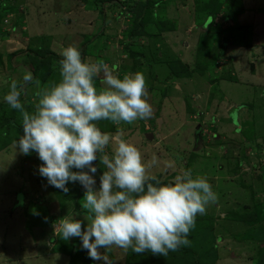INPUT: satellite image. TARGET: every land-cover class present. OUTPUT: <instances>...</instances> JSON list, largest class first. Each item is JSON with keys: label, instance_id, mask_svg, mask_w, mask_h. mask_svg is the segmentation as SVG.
Listing matches in <instances>:
<instances>
[{"label": "rangeland", "instance_id": "obj_1", "mask_svg": "<svg viewBox=\"0 0 264 264\" xmlns=\"http://www.w3.org/2000/svg\"><path fill=\"white\" fill-rule=\"evenodd\" d=\"M29 1L31 0H17L15 2H13V0H0V11L3 2L7 4L10 2L13 6L12 19L9 18L11 20L7 23L4 21L5 16H3V12L0 13V55L3 56L2 60H4L3 62L5 63V65L0 66V103L3 102L8 106V108L11 107L4 101L3 97L10 90L11 81L15 79L19 86L23 84V75L26 72L32 71L29 59L23 58L24 54L21 53L28 46L30 48H48L50 44V41L47 38L39 36L43 35L45 30L49 31V24L39 25L40 22L36 23L37 26L43 27L45 29L43 31L41 28L42 32L40 31V33H38L39 28H37V26L33 31H30L27 26L28 22L25 20V11L26 2ZM106 1L107 0H105V2ZM145 1L146 0H109L106 3H102L101 0H91V2H93V6H98L100 11H106L105 13L107 16V21H102L98 24V26L99 28H102L105 24L107 29L109 28V25L112 26L113 33L111 32V37H108L107 40H109V42H115L114 46L116 44H123L125 42L124 33L127 30H131V25H133L132 21L134 16L128 11H123L120 13L122 6L134 7L140 5V8L143 9ZM149 1H151L152 4L156 3V5L153 6L155 8L152 6L149 8L152 9L151 13L153 16L169 19L175 28L179 18L180 21L183 22V25H180L183 32V30L188 28V25L191 24V30L192 24L197 23V20L201 17L197 11H202L198 10L200 5L203 7L209 0H163V2L158 6L157 1L159 0ZM216 1H218L222 7L221 14L215 17L213 24H210L212 22L210 19L204 28L208 29L207 27L210 24V27L212 26V28H220L222 30V35L218 46H212L210 43V47L212 46L211 49L213 50L206 58L204 63L207 62V67L216 65L215 71L210 74L213 79H215V76L224 77L228 75L230 78L239 81L240 79L244 78V70H246L247 73H256L255 75H257V77L250 80V83L253 84H236L233 82H221L220 80L218 81V85L210 84L209 75H205L204 77L198 74L196 75L200 76L201 78L197 79L196 82H179L181 83L180 86H182V93L179 94L177 99H175L173 95H170L169 99L171 102L174 101V103L177 105V108L180 110L182 107L181 105L189 104V110L191 112H185V116L183 115L185 120H187V125L185 123V129L180 130V133H178L179 136L174 138H168L170 135L175 134L174 130L170 131L171 128H169L158 132V136L155 138L156 141H153V138L149 139V141L146 139V134L153 132V130H155V126H161L158 125V114L157 119H155L156 125L151 122L149 123L148 129H146L143 121H140V125L137 126L136 129L129 128L130 124L127 123H121L119 126L107 120H103V123L104 126L108 125L109 127L113 126V128H116L114 131H109L106 129L113 135L116 134L118 129L122 130L123 138L136 145V147L141 151L146 164L152 160L153 156L156 157L157 162L148 170V175L154 176L156 180L172 181L174 177L181 172V170H191L194 176L202 175L207 178L210 184H213V190L217 194L216 202L207 206L206 214L197 215L204 218L210 217V220L212 218L213 222L208 225L206 223L201 224L200 227H196L195 229L191 230V233L194 235V237H196L197 233L198 236L202 235V239H198L199 243L197 240L194 241V250L200 252L201 248L203 249V247L205 249L211 248L212 252L216 254L217 257L215 264H256L257 258L259 257L257 256L259 254V249L264 248V243L259 242L257 239L251 237L252 234L255 233L252 229L264 225V0ZM18 2L19 8L17 6ZM230 3H235L237 7H240L243 10L242 12L238 13L235 18H231L227 13H225L226 6H228ZM19 10L24 14V16L19 12ZM222 13L226 14V19L229 21H224V19H222ZM52 14H54V11ZM119 14V23L122 25H119V29L123 31L121 33V39L117 37L115 32V28L118 26L115 24V18H113L114 20H110V17H116V15ZM35 18L42 17L36 16ZM102 18L103 14L99 15V19L102 20ZM150 20L151 19H149V21ZM158 20V22L164 21V27H167L168 23L166 24L165 20ZM152 21H150L151 23H147V31H151V29L158 30L159 27L156 26L157 24L152 23ZM248 24L254 27L253 31H251L250 35L248 34V36L244 32V40L240 41L238 37H241L243 34L238 35L234 28L238 26H247ZM66 28H68L69 31ZM60 30L61 37L70 35V32L73 33L72 25L69 26L68 23L64 22ZM194 32L197 34V37H199L200 28L198 25H196ZM36 35L37 37H33L29 40L31 36ZM194 38L195 37H192V35L185 36L178 34L177 44H174L175 37H162V44L164 45L160 46V48H152L147 44L144 46V48H141V46L136 47L134 45L132 50L142 51L140 60L143 58V56L144 60L149 58L151 59L153 56L152 53H156L155 51L161 52V56L165 57V59L169 57H177L178 54V58H180L183 63L187 65V67L193 68L195 65V49L190 51V48L188 47L181 53H179V51L183 48L182 44L184 42L190 45ZM89 39H92V36L89 38L86 36L85 43L82 45V47L84 46V49H86L87 53H89L87 56L90 57L84 62L93 63L92 59L95 60L94 56L97 54L98 55L96 57L103 56L106 58H111L110 52H99L103 45L100 40L94 44H88L86 41H89ZM236 40L239 41L236 42ZM151 41L155 42V40ZM228 42L242 46H245L246 44L251 45L252 42L253 46L256 48H251L250 53L246 54L245 58L243 56L238 57L239 60L234 64L232 58L234 56L232 55V57L224 56L222 59H217L214 55L215 51L219 48H225L226 50V48H228L231 44ZM67 44L68 42H65V46H67ZM105 44L107 43L105 42ZM172 48L175 49V53ZM168 49H170L173 54H170ZM124 51L126 52L125 49ZM60 52L61 51H57L54 53L61 57ZM11 54L15 55L11 56L9 59L8 56ZM123 55H125L124 60H126V64H129L131 59L129 58L128 54L124 53ZM138 57L139 56L137 55L134 60H137ZM118 58H120V56ZM10 61L11 64L7 65V63ZM166 66H161L164 72H166ZM156 69L160 68L157 66ZM148 70L149 69H147L146 72H148ZM143 71V75H147L145 70ZM234 71H237L238 73L232 75ZM8 76H10L9 80L7 79ZM97 77L99 79V84L97 87L99 88L101 87L100 81L102 79V73ZM160 79L164 80V78L161 76ZM225 80L229 81L227 78ZM175 83L177 84L178 82ZM183 84L186 86V90H189V92L184 90ZM192 84L196 85L197 87L192 88ZM152 85L157 86L156 82L152 83V80L151 82H148L146 79V87L148 89L147 91H150V93L155 98L154 104L156 105V100L159 97V104H161L164 99V94L162 93L163 90L160 91V88L157 89L158 87H154V91H151L149 88ZM172 85L173 86H171L170 90H176L174 82ZM191 90L201 96V109L194 107L191 108L190 99L194 97L191 95ZM36 91L37 88L35 84L28 83L24 85L21 92V103L30 113L34 111V105L36 102H38V98L35 96ZM220 101H229L231 103H229L230 105L234 104V110L231 111L229 118H235L233 125L237 128L236 133L244 131V139L248 138V141L244 140L239 142L237 140L238 137L237 139L233 140L231 137L225 135L226 133L223 134V138H225L224 140L217 137L216 131L218 133L220 129L224 130L226 127H228L226 126V122L229 123L228 116L226 118L227 120H222V118L218 117L219 109L217 105L220 106L221 110L224 108L222 107L223 105L220 103ZM230 105H227L224 110H228L229 107H231ZM244 107L247 108L248 115L246 119H243L241 122L238 121L237 124L236 116L238 110L239 108ZM170 111L175 113L174 110ZM193 111L198 112H194V114ZM158 112H160V109H158ZM17 120L19 122V128L16 129L9 137H5L9 139L8 141L1 140L3 143L2 145L0 144V149L5 148V150L0 152V164L6 167L9 165V161L7 160L14 158L16 159L15 162L17 163V160L23 159L24 157L27 158V162H30V167H25V169L23 168L21 171L23 172L22 177L24 176V178L29 180L28 182L26 180L25 183H29L32 190L30 193H28L30 202L28 203L27 200H24V191L21 188L17 189V186L15 187V184H12L10 178H0V185H2L0 186V203L2 205H0V207L4 208V202H6V199L13 201L14 206L16 205V207L22 208L24 204L25 210L30 204H32V202H35L36 204L43 203L42 206L46 207L48 210L47 212L49 216L47 221H50V223L53 222V231H50L47 234V239L44 240L43 237L41 244L38 243L37 245L34 244L32 246L33 248H36V254L34 253V256L38 257L32 258V263L29 262L30 260L26 258L30 257L26 255V253L28 254L31 251V246L27 244L29 239L26 235L27 231L29 232V235L34 232V224L35 222H39L41 214L36 210L32 211L30 208L31 212L29 214V218L26 215H23V220L21 219L22 221L17 220V222H13L15 226L19 224L25 226L27 231H21L17 229L18 239H15L16 243L13 242L11 245L8 243V245L5 244V246L0 243V258H3H1L0 264H70L71 259L68 251L71 250L72 246L75 248V251H79L80 254L76 261L71 264H104L103 261H94L89 258L88 252L82 248V241L79 238H71L68 241H64L60 239L59 236L55 235V223L67 214L75 219L83 221L82 229L86 230L87 221L84 219V217L87 215V212L81 208V201L84 197L85 189L79 182H69L66 185L68 188V196L76 198L74 203L71 200L62 201L56 196V188L50 186L47 182V179L39 174V166L42 162L39 160L37 153L33 151L29 155H23L14 145V141H17L19 137L23 135L22 116L20 112L18 114ZM177 122L176 123L178 127L181 121L178 120ZM169 126L170 124L167 127ZM2 132L3 129L1 128L0 134ZM180 135H186L187 138H192V141L190 140L191 145L187 148H184L183 151H178L175 149L177 145L186 143L184 137ZM258 137L261 141L260 148L259 146L254 147L253 145V138L256 139ZM142 142L144 143V148L142 147ZM173 144L175 145L172 146ZM106 153L111 155V145L106 149ZM216 158H222L221 165L217 163L218 161L215 160ZM5 163H7V165ZM94 166H96L98 169L95 174H92L93 178L96 180L95 188L98 190L100 186V176L103 174L105 169L103 168V165L99 164V160L94 162ZM72 171L79 170L73 168ZM85 171H87V169H85ZM214 177H217V180H214ZM36 180L38 185L35 184ZM75 203L78 204L77 208L75 207ZM255 204H257V206L259 205L258 209L257 207H254ZM32 207H34V204ZM0 212L2 213L1 210ZM231 212L237 215H243V213L246 212H255V216L257 217L258 221L253 225H246L244 222L240 221L241 219H239L237 215L236 217L238 218H233ZM42 214L45 220L47 215L46 213ZM24 216H26L28 220L24 219ZM47 221L43 223L41 229L42 227L47 226ZM2 226H4V224ZM2 226L0 223V230L2 229L0 231V235L5 237V239H8L12 233H15V228H10L12 226L8 225L10 227H7V229H3ZM205 227H207V229H202ZM37 229H40V227H37L36 230ZM203 235L205 239L203 238ZM201 240H203V246H200ZM37 241L39 242V239ZM3 246L5 248L4 251L2 249ZM55 248L57 249V252L53 251ZM100 251L107 256L108 264H126L127 258L129 257V250L125 251L115 246L107 250L100 249Z\"/></svg>", "mask_w": 264, "mask_h": 264}, {"label": "clouds", "instance_id": "obj_2", "mask_svg": "<svg viewBox=\"0 0 264 264\" xmlns=\"http://www.w3.org/2000/svg\"><path fill=\"white\" fill-rule=\"evenodd\" d=\"M60 56L57 82L41 87L40 81L26 72L23 84L18 86L13 79L3 97L22 116L23 135L14 141L19 152L37 153L42 162L39 174L50 186L67 193L69 182H79L85 189L81 208L87 212L86 230L83 221L67 214L55 223V235L64 241L79 238L89 258L104 264L108 258L100 249L115 246L166 257L187 246L197 215L206 214L207 206L217 200L207 178L181 170L170 183L161 184L148 175L157 162L155 156L146 164L136 145L123 138L122 130L113 135L97 125L102 120L119 126L152 117L143 73L121 78L115 74L117 65L84 62L79 49L71 45L63 48ZM101 73L102 86L98 88L95 77ZM28 83L37 88L38 102L31 113L20 100ZM110 145L111 155L106 153ZM97 160L105 169L98 190L92 175L98 170L94 166ZM150 180H156L155 184Z\"/></svg>", "mask_w": 264, "mask_h": 264}, {"label": "crops", "instance_id": "obj_3", "mask_svg": "<svg viewBox=\"0 0 264 264\" xmlns=\"http://www.w3.org/2000/svg\"><path fill=\"white\" fill-rule=\"evenodd\" d=\"M103 1H105V0H101V2H103ZM107 1H109V0H107ZM92 3L93 2H91V0H58V1H56V0H31L29 2H26L25 20H26V22H28L27 26L30 29V31L34 30V28L37 26L36 23H38V22H40L39 25H42V24H44V25L49 24L50 25V27L48 28L49 31L45 30L43 27H40V26H37V28H39L38 33H40V31L42 32L41 28L43 29V31L45 30L43 35H39V36L45 37L50 41L48 48L51 51L53 50L52 52L62 51L63 48L71 45V46L77 47L81 53V47L85 43L86 36L88 38L90 36H92V39H89V41H86V42H88V44H94L95 42L100 40L103 45H102L101 49L99 50V52L100 53L101 52H107V53L110 52V57H111V58H109V57L106 58L103 56L96 57L98 55L97 54L94 56L95 60L92 59L93 62L106 63L109 67H112L113 65H117L118 67L116 69L115 74H117L121 78L123 77L124 74H135V72H138V71L143 73L144 72L143 70H145V72H146L147 69H149L148 72H146L147 75H145V78L147 79L148 82H151V80H152V83L156 82V84H157V86H154L155 84L152 85L149 89H151V91H154V89H155L154 87H158L157 89L160 88V91L163 90L162 93L164 94V96H163L164 99L161 102V104H159V102H160V97H159L156 100V105H155L154 104L155 98L150 93V91H148V101L152 105V108H153L152 117L150 119H147V120L135 121L132 124H130L129 128L136 129L137 126L140 125V121H143V124L145 125L146 129H148L149 123L152 122L155 124V119H157V116L159 115L160 119L162 120L161 126L160 127L155 126V130H153V132L146 134V139L149 141V139L147 138V135L151 134L152 138L154 139L153 141H156L155 138L158 136V132L169 129V128H171L170 131L174 130L175 134L170 135L168 138H170V137L174 138V137L179 136L178 133H180V130L185 129V126L187 125V120H185L184 116L186 114L185 112H191L189 110L190 105L189 104L181 105L182 106L181 107L182 111H181L179 108H177V105H176V103H174V101L173 102L170 101L169 96L173 95L175 97V99H177L179 97V94L182 93V90H181L182 86H180L181 83H179V82L185 83L186 81H188V82L192 83V82H196L197 79H200L201 77L194 74L191 78L167 79L168 68H166V72H167L166 73V72H164L162 67L166 66V61L168 60V58L165 59V57L161 56V52H159V57L157 60H155L153 57L151 59L149 58V59L144 60V56H143V58L141 59V62H139L140 59L138 58L139 67L136 69H133V61H131V62L129 61V64H126V60H124L125 55H123V54L126 52L124 51L123 44H120V45L116 44L114 46L115 42H112V41L109 42V40H107L108 37H111L110 36L111 32L113 33L112 26L109 25L108 29L105 26V24L102 28H99V26H98V24L101 23L102 21H104V22L107 21V16L105 13L106 11H104V10L100 11L98 9V6H93ZM122 10H120V13H122L121 12ZM53 11H54V14H52ZM102 14H103V18H102V20H100L99 15H102ZM220 14H221V12L218 15H220ZM36 16H41L42 18H35ZM222 16H223L222 19H224V21H229L225 17L226 14L222 13ZM119 17H120V14L116 15V17H113V16L110 17V20L115 18V22H116L115 24L118 25L116 28L114 26L115 32H116L117 37L121 39L122 38L121 33L123 31H121L119 29V25H121L119 23ZM63 22L68 23L69 26L72 25L73 33L70 32V35H66L64 37H61L60 36V33H61L60 28H61ZM212 23H214V20L212 21ZM180 25H183V22H181L180 19L178 18V23H177V26L174 29V31L162 33L160 36V40H161L160 42L159 41L157 42V39H155V42H152V41L149 42L146 38H142L139 41V46H141V48H144V46H146L148 44L149 47L157 49V48H160V46L164 45V44H162V42H163L162 37H168V38L175 37L174 44H177L178 34L185 35V36H191L192 35V37H195L192 40V43L189 45L188 43L186 44V42H184L182 44L183 48L179 51V53L183 52L188 47L190 48V51H193L195 49V53H196L198 37H197V34L194 32V29L196 28L195 23L192 24L191 30H190V28H191V24H190V25H188L187 29L183 30V32L181 30ZM228 28H231V27H228ZM66 29L68 30V28H66ZM174 33H175V35H174ZM33 37H37V35L31 36L29 38V40ZM65 42H68L67 46H65ZM105 42L107 44H105ZM195 42H196V44H195ZM228 43H231V44L225 50V57L234 56V57H232L234 64L236 63V61L239 60L238 57L243 56L245 58V55L250 53L251 48H253V49L256 48L255 46H253L252 42H251V45L248 44V46L235 45L232 42H228ZM53 45H54V49H53ZM111 45H113L114 48ZM27 48H29V46ZM168 50L170 51V54H173L170 49H168ZM172 50L174 51V53L176 52L175 49L172 48ZM87 54H89V53L85 54L84 61L88 60V58H90L89 56H87ZM119 56H120V58H118ZM177 57H178V54H177ZM2 61H4V60H2ZM181 62L183 63L182 60H181ZM2 65H5V63L3 62ZM157 66L160 69H156ZM188 68L193 69L194 67L193 68L188 67ZM234 72H236V73H234ZM234 72L232 75L238 73L237 71H234ZM255 74L256 73H249V72L247 73L246 70H244V72H243L244 78L240 79L239 81H236L233 78H231V80L227 81L223 77H221L222 79L220 81L221 82H233L236 84L244 83L245 85H249V84H253V83H250V80L255 79V77H257V75H255ZM160 76L163 77L164 80H161ZM9 78H10V76L7 77L8 80H9ZM3 80H5V79H3ZM173 82L175 84L176 90L171 91L170 88H171V86H173L172 85ZM175 82H178V83L176 84ZM183 87H184L185 91L189 92V90H186V86L184 84H183ZM191 87L193 88V87H197V86L192 84ZM194 93L195 92H193V91L191 93V95L194 96L193 98L190 99L191 108L194 107V108L201 109V107H200L201 96H199L198 93H195V94ZM177 102H178V100H177ZM220 103L223 105L222 107H224V108L227 107V105L231 104L229 101H226V102L220 101ZM230 106L231 107H229L228 110H226V109L224 110V108H223V110H221L220 106L217 105V107L219 109V110L217 109L218 110V117L222 118V120H227L226 119L227 116L229 118L231 111L234 110V104H232ZM158 109H160V112H158ZM170 110H174L175 113H173ZM217 110H214V111H217ZM194 112L195 111H193V113ZM196 112H198V111H196ZM247 115H248L247 108H245V107L239 108L237 116H236V119H237L236 123L238 121L241 122V121H243V119H246ZM234 119L235 118H233V119L229 118L228 119L229 123L226 122V126H228V127H226L224 130L220 129L218 131V133L216 131L217 137L219 139L221 138L224 140L225 138H223V134L226 133L225 135L231 137L233 140L237 139V137H238L237 140L239 142L244 141V140L246 141L248 138L244 139V133H243L244 131L240 132V133H236L237 128L233 125V122L235 121ZM178 120L181 122H180V125L177 127V123H178L177 121ZM205 122H207V121H205ZM185 123H186V125H184ZM169 124H170V126L167 127ZM180 136L184 137V139L186 140V143L182 144V145H177L175 149H177L178 151H183L184 148H187L188 146L191 145V141H192L191 139L192 138L191 137L187 138L186 135H180ZM135 138H137V137H135ZM253 141H254L253 145L254 144L255 145L260 144V142H261L259 140V137L256 139L253 138ZM241 143H245V142H241ZM174 145L175 144H173L172 146H174ZM142 147L144 148L143 142H142ZM2 150H5V148L0 149V152ZM174 154H176V153H174ZM221 159L222 158H218V159L216 158L215 159L216 161H218L217 163L219 165H221ZM15 160L16 159H14V158L7 160V161H9V163H8L9 165H7V163H5L7 165L6 167H4V165L0 164V166H1L0 167V178H5V179L10 178V181H12V184H15L14 185L15 187L17 186V189L21 188L24 191L23 192L24 193V195H23L24 200L25 201L27 200V202L29 203L30 199H29L28 193H30V191H32V190H31L30 184L25 183L27 178H24V176L22 177L23 172L21 170L23 168L25 169V167H27V168L30 167V162L28 163L27 158H25V157L23 159L17 160L18 164L15 162ZM25 165H27V166H25ZM25 175H26V173H25ZM214 180H217V177H214ZM28 181L29 180H27V182ZM35 184H37V180H36ZM211 185H213V184H211ZM0 186H2V185H0ZM0 198H1V196H0ZM5 201H6V202H4L5 210H4V208L0 207V210L2 211V213L0 212V223H1V226L4 224V226H2L3 229H7V227H10V226H12V227H10L11 229L15 228L14 229L15 233H12V235L8 239H5V237H2V235H0V243H2V245H4V246H5V244L8 245V243H10V245L13 244V242L16 243L15 239H18L17 229H19L21 231L26 230L25 226L19 224V225H17L18 226L17 227L14 225L13 222H17V220L20 221L22 219L23 215H26L29 218V214L31 212V209H32V211L36 210L37 212L41 213L39 222H35V224H34L35 230L37 227H40V229H37L36 231L34 230V232L31 233V235H29V232L26 230L27 231L26 236L29 239V242L27 244L31 246V251L28 254L26 253V255H28L30 258H26V259H29L30 260L29 262H31L32 258L38 257V256H34V253L36 254V248H33L32 246L34 244L37 245L38 243L41 244L43 241V237H44V240L47 239L46 238L47 234L50 231H53V222L50 223V221H47L48 216H49L48 212H47L48 210L46 207L42 206L43 203L42 204H39V203L36 204L35 202H32V204H30L29 207H27V209L25 210L24 204H23L24 208L23 207L20 208V207H16V205L14 206V203L11 200L6 199ZM33 204H34V207H32ZM0 205H1V203H0ZM42 213H46L47 218L45 220L48 223H47V226L42 227V229H41V226L43 225V223L46 222L44 220V216ZM26 216H24V219L28 220V218H26ZM35 217H37V216H35ZM8 225H10V226H8ZM38 239H39V242L37 241ZM4 246L2 248L3 251L5 250ZM0 253H1V251H0ZM9 256H11V255H9ZM40 257H43V256H40ZM1 258H0V260H1ZM45 258H47V257H45Z\"/></svg>", "mask_w": 264, "mask_h": 264}, {"label": "trees", "instance_id": "obj_4", "mask_svg": "<svg viewBox=\"0 0 264 264\" xmlns=\"http://www.w3.org/2000/svg\"><path fill=\"white\" fill-rule=\"evenodd\" d=\"M112 1V0H111ZM7 2V1H5ZM3 2L2 8L0 13L3 12V16L6 17L12 13L13 6L11 5L10 2L5 3ZM15 2V1H13ZM163 0L157 1V6L162 3ZM102 3H105L103 1ZM7 5V6H6ZM156 3L152 4L151 1L146 0L143 9L140 8L139 6H122L123 11H128L130 14L134 16L133 19V25H131V30H127L124 33L125 37V42L123 43L124 49L126 50V54H128L129 58L131 61H133V69H136L139 67L138 59L134 60L137 55L139 56L138 58L140 59L141 52L140 50L134 51L132 48L134 45L137 47L139 46V40L142 38H146L149 42L151 40L157 39V42L161 41L160 36L162 33L165 32H171L174 31L175 27L172 25L173 23L167 19V18H160L158 16H153L151 13L152 9L151 6H155ZM155 8V7H153ZM221 5L218 1L216 0H209L206 2V5L203 7L200 5L198 10H202L200 12L197 11L198 14L201 15V17L197 20L196 25L200 28V34L197 40V47H196V53H195V65L193 69H189L185 64L181 62V60L178 57H169L168 60L166 61V65L168 68V77L167 79H183V78H191L194 74H198L201 76L209 75L215 71V66L214 68L207 67V62L206 58L210 55L213 49L211 47L213 45L218 46L220 43L221 35H222V30L220 28H212L210 27V24H213L212 22L209 24L207 27L208 29H205L204 27L207 25L209 20L211 19L212 21L214 18L222 11L221 10ZM242 8L237 7L235 3H230L228 6H226V11L225 13L228 14L231 18H235L236 15L240 12H242ZM151 13V14H148ZM226 17V16H225ZM4 19V20H5ZM152 21V23L157 24L156 26L159 27L158 30L151 29V31H147V23ZM158 19L165 20L167 27H164V21L163 22H158ZM151 23V22H150ZM236 33L243 34L244 32L250 35L251 31H253V27L250 25L247 26H242V27H235L234 28ZM231 37V36H230ZM245 34H243L241 37H238L240 41L244 40ZM239 40H236L239 41ZM210 43L212 46L210 47ZM245 46H248L246 44ZM140 47V46H139ZM156 52V51H155ZM87 53L86 49H84V46L81 48V58L84 61L85 54ZM21 54H24L23 58H28L30 62V67L32 69L31 73L33 75L34 80H39L41 87L44 85L48 84L49 82H57L59 80V60L62 59L61 57L57 56L54 52H52L49 48H26L24 52ZM153 58L155 60L158 59L159 57V52L152 53ZM15 54H11L8 56L10 59L11 56H14ZM215 57L217 59H222L225 56V48H219L218 50L215 51ZM141 62V60L139 61ZM3 64L2 61V56L0 55V66ZM11 61L7 63V65H10ZM222 76H215L213 79L212 76H210V84H217L218 81L221 80ZM224 79L231 80L229 76H224ZM95 83L96 86L99 84V79L98 77H95ZM19 112L17 110H14L12 108H8L6 104L3 102L0 103V132L1 128L3 129V132L0 134V144L2 145L4 141H8V138L16 129L19 128V122L17 120ZM98 127L104 131L108 132L106 129L109 131H114L116 128L113 126H104L103 120L97 122ZM259 146L260 144H254V147ZM259 150V149H258ZM149 182L155 184V180H150ZM161 184H166L167 182L170 183L171 181H160ZM55 188V187H54ZM56 196L59 197L60 200L62 201H68L71 200L73 203L76 201V198L68 196V192L65 193L60 189L56 188ZM259 206V205H258ZM257 204L254 205V207H257ZM264 206V205H263ZM75 207H78V204L75 203ZM253 208V207H252ZM256 209V210H257ZM255 212H246L243 213V215H237L235 213L231 212V215L233 218L236 217V215L241 219V222H244L246 225H253L254 223H257V217L255 216ZM236 217V218H238ZM202 218V219H201ZM210 220V217H201L197 216L196 221H195V229L196 227H200L201 224L206 223L211 224L212 218ZM209 227V226H208ZM202 229H207V227L202 228ZM201 229V230H202ZM254 230L255 233L252 234V238L257 239L259 242L264 243V225H261L257 228L252 229ZM206 231V230H205ZM204 232V230H203ZM201 233V232H200ZM204 238V235H203ZM187 239L190 241V243L187 246H182L180 247L177 251H170L169 254L166 257L163 256H156L153 255L150 251L145 252L143 254H136L133 253L130 249L128 251L129 257L127 258L126 264H215L217 261L216 254L212 252L211 248L203 249L201 248L200 252H197L196 250L193 249L194 246V241L197 240L199 243L198 239H202V235L198 236V233L196 237L191 233L188 235ZM205 239V238H204ZM205 241V240H204ZM200 246H203V240L200 242ZM73 246L71 247V250L68 251V254L70 255L71 263L75 262L76 259L79 257V251L73 250ZM262 249V248H261ZM259 249V256L257 258V263L256 264H264V248L261 250ZM57 249L55 248L53 251H56ZM131 252V253H130ZM88 262V260H87Z\"/></svg>", "mask_w": 264, "mask_h": 264}, {"label": "water", "instance_id": "obj_5", "mask_svg": "<svg viewBox=\"0 0 264 264\" xmlns=\"http://www.w3.org/2000/svg\"><path fill=\"white\" fill-rule=\"evenodd\" d=\"M158 125H161V119L160 118H158ZM147 138L148 139H152V135L151 134H148L147 135ZM74 250H75V248H74Z\"/></svg>", "mask_w": 264, "mask_h": 264}, {"label": "built area", "instance_id": "obj_6", "mask_svg": "<svg viewBox=\"0 0 264 264\" xmlns=\"http://www.w3.org/2000/svg\"><path fill=\"white\" fill-rule=\"evenodd\" d=\"M13 1H17V0H13ZM12 17V15L8 16L4 21L7 23L8 22V18Z\"/></svg>", "mask_w": 264, "mask_h": 264}]
</instances>
